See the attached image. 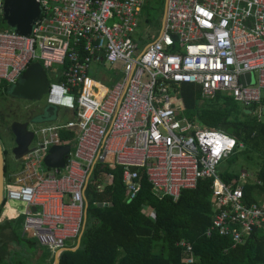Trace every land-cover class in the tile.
Instances as JSON below:
<instances>
[{
	"label": "built area",
	"instance_id": "2783aa9c",
	"mask_svg": "<svg viewBox=\"0 0 264 264\" xmlns=\"http://www.w3.org/2000/svg\"><path fill=\"white\" fill-rule=\"evenodd\" d=\"M37 2L42 15L31 36L0 30V86L17 84L34 63L46 71L67 65L50 81L47 102L76 119L35 130L24 158L26 176L4 188L6 209L22 208L10 219L24 217L23 238L33 232L31 239L54 259L76 249L88 215L87 190L100 165L123 168L129 202L141 193L142 175L154 194L176 201L213 179L207 236L229 238L236 247L264 230V195L250 202L244 192L251 176L243 174L234 189L219 171L244 146L181 116L185 107L179 97L183 85H197L203 99L230 94L264 117V0H167L161 34L147 45L133 39L147 0ZM63 130L76 134L69 141L74 148L62 172L46 173L44 159L51 148L63 146ZM102 175L101 190L113 183L111 175ZM178 246L183 264H197L192 243Z\"/></svg>",
	"mask_w": 264,
	"mask_h": 264
},
{
	"label": "trees",
	"instance_id": "16d2710c",
	"mask_svg": "<svg viewBox=\"0 0 264 264\" xmlns=\"http://www.w3.org/2000/svg\"><path fill=\"white\" fill-rule=\"evenodd\" d=\"M161 1L158 0L160 4L154 26L158 30L164 15V3ZM5 27L8 28L4 22H0V29ZM140 29H144L142 24ZM66 69L67 65L60 66V72ZM180 96L189 121L209 130L224 132L239 144H244V150H238L225 160L229 166L235 165L242 154L260 158L261 164L254 179L251 178L244 187L246 199L255 202L264 195V122L245 114L243 107L230 96L218 93L212 100H203L201 88L197 85H183ZM61 134L64 144L75 137L74 133H67L66 130ZM5 170L7 174V166ZM101 172L111 175L113 183L98 192L92 189L89 192L90 187L87 190L88 223L81 246L77 251L65 252L60 264H183V249L178 246L183 240L192 243L197 264H264V230H256L244 244L236 247L229 238L207 236L214 216L213 179L202 180L196 190L184 191L176 201L154 194L147 177L142 175L141 193L129 202L123 182V168L104 169L100 165L92 180L96 181ZM220 174L227 186L238 188L240 174L231 173L229 168L220 169ZM258 182L262 185H258ZM95 203H106L107 206H97ZM4 207L5 204L0 208V213ZM147 211L154 213V218ZM23 223L24 218L0 222V231L9 228L14 238L22 244L25 241L18 236V230ZM25 243L34 246L27 256L35 254L40 246L35 240ZM18 255L15 252L7 253L0 247V264H28L29 257L20 258ZM41 260L42 264H54L49 251Z\"/></svg>",
	"mask_w": 264,
	"mask_h": 264
},
{
	"label": "water",
	"instance_id": "95a60500",
	"mask_svg": "<svg viewBox=\"0 0 264 264\" xmlns=\"http://www.w3.org/2000/svg\"><path fill=\"white\" fill-rule=\"evenodd\" d=\"M167 10V0L165 5L164 19ZM42 15L40 4L37 0H3V8L1 10L0 0V16L6 25L13 29L18 35L29 37L32 34L35 24L40 20ZM163 19V27H164ZM163 29V28H162ZM246 77L254 78L253 74ZM244 77V78H246ZM50 89V81L47 71L40 63L32 64L22 76L21 80L12 86L11 95L16 98L25 99L28 101H41L46 96ZM49 111H51L49 109ZM245 114L251 115L250 110H246ZM12 133L16 139V147L13 154L16 160L30 153V147L34 141L35 133L30 130L29 123L15 122L12 124ZM4 148L0 142V207L4 202V181H5V157ZM70 146H54L49 151L48 156L44 160V165L50 170H64L66 160L70 155ZM88 212V206H87ZM88 223L86 218L84 229L79 237L76 249H67V251H77L85 234ZM10 241L0 233V247L9 251ZM61 257L55 258L54 264H60Z\"/></svg>",
	"mask_w": 264,
	"mask_h": 264
},
{
	"label": "rangeland",
	"instance_id": "374dc122",
	"mask_svg": "<svg viewBox=\"0 0 264 264\" xmlns=\"http://www.w3.org/2000/svg\"><path fill=\"white\" fill-rule=\"evenodd\" d=\"M161 3H164V9L166 5V0H162ZM160 2L158 0H148L145 12L143 13V18L141 20V24L148 31V34L151 38L157 35L158 31L154 28L156 24V11L158 9ZM149 20V23H147ZM151 27V29H150ZM5 29H9L5 27ZM61 65H55L53 70H48V75H51V72H59ZM97 72H91V78L95 81H101L100 77H97ZM242 106V105H241ZM50 106L47 102V95L43 97L41 101H28L21 98H16L11 95V89L7 91L4 88H0V125L2 126V133L0 135V141L5 149V163L7 166V176L9 174L17 175L20 173L22 169V165L17 162L15 156L13 154V150L16 147V139L14 135L11 133L12 124L15 122L20 123H29L31 130H36L38 127H43L49 124H56V118L50 114L49 111ZM56 116L60 117V121L63 124L67 122L75 121V117H73L69 112H67L63 108H55ZM33 125V126H32ZM260 158L256 155H240L238 158V162L229 166L227 162H223L220 169L229 168L231 173L240 174L241 178L243 174H249L252 179L255 177V173L258 171L260 166ZM6 171V170H5ZM49 173V171H47ZM38 176H42V170L40 167L37 169ZM106 181L105 175L100 176L96 181L91 182L90 190H94L98 192L101 190L103 183ZM89 194V193H88ZM149 214V213H148ZM153 215V214H152ZM28 236L32 238L33 232H29ZM31 251V250H30ZM35 252V250H33ZM48 251L46 248L38 246L35 254L31 256H27L26 252H20L19 257L28 258V264H42L41 258L44 255H47Z\"/></svg>",
	"mask_w": 264,
	"mask_h": 264
},
{
	"label": "crops",
	"instance_id": "0c3cea01",
	"mask_svg": "<svg viewBox=\"0 0 264 264\" xmlns=\"http://www.w3.org/2000/svg\"><path fill=\"white\" fill-rule=\"evenodd\" d=\"M147 3H148V0H147V2H146V5H144V7L142 8V10H141V13H140V17H139V34H138V38H137V36L135 35L134 37H133V39H134V41L135 42H138L140 45H147V44H149V43H151V42H154L155 40H154V37L153 38H151L150 36H149V34H148V31H146L145 30V28L143 29V30H141L140 29V25H141V20H142V18H143V13H144V11H145V9H146V6H147ZM164 12H165V9H164ZM163 19H164V15H163ZM163 19H162V25H161V28H160V30H158V29H156L157 31H158V33H157V35L155 36V38H156V40L159 38V36H160V34H161V31H162V28H163ZM0 22H3L2 21V19L0 18ZM164 22H165V19H164ZM6 24V23H5ZM9 28V27H8ZM150 29H151V27H150ZM0 30H2V29H0ZM3 30H13V29H11V28H9V29H3ZM14 31V30H13ZM53 69H54V67H53ZM52 69V70H53ZM60 72V71H59ZM57 72H51V75H48V72H47V75H48V79H49V81H53V77H54V75L56 74ZM0 88H4L5 90L6 89H11L12 88V86L10 87V86H0ZM201 88V87H200ZM7 91V90H6ZM202 91V90H201ZM180 93H181V88H180ZM180 93H179V97H181L180 96ZM221 94H223V93H221ZM224 96H230V97H232L233 98V96H231L230 94H223ZM201 98L203 99V97H202V93H201ZM182 99V98H181ZM214 99V98H213ZM234 99V98H233ZM183 100V99H182ZM203 100H205V101H208V100H212V99H203ZM183 103H184V101H183ZM241 105V104H240ZM184 107H185V110H186V106H185V103H184ZM243 107V106H242ZM50 110H54L53 112H50V114L52 115V116H54V118H56V121H57V123L56 124H49V125H46V126H43V127H47V126H61V125H65V124H63V123H61V121H60V117L59 116H56V111H55V108H53V107H50L49 108ZM243 109H244V111H246V109L243 107ZM251 112H252V114L250 115V116H254V117H256L260 122H264V117H259L258 115H256V113H255V109L253 108V109H251L250 110ZM72 116H73V114L72 113H70ZM181 116H183V117H185L186 118V116H185V111L184 112H182L181 113ZM74 117V116H73ZM188 119V118H187ZM189 120V119H188ZM68 123V122H67ZM66 123V124H67ZM194 124H196V123H194ZM30 125V124H29ZM198 127H201V128H204V127H202V126H199L198 124H196ZM31 126V125H30ZM33 126V125H32ZM43 127H38V128H43ZM37 128V129H38ZM36 129V130H37ZM204 129H206V128H204ZM31 130V129H30ZM207 130H209V129H207ZM33 132L35 131V130H32ZM213 131V130H212ZM62 132V131H61ZM67 133L69 132V131H66ZM219 132H221V131H219ZM35 133V132H34ZM72 133H74V132H72ZM222 133H224V132H222ZM226 134V133H225ZM60 135H61V140H62V142H63V136H62V134L60 133ZM74 135H75V137L74 138H71V139H75L76 138V134L74 133ZM231 137V136H230ZM233 138V137H232ZM70 139V140H71ZM70 140H68V144H64L63 143V146H70L71 147V149H73L74 148V143L73 144H70L69 143V141ZM34 141H35V138H34ZM34 141H33V143H34ZM1 142V141H0ZM32 143V144H33ZM241 145H243L244 146V144H242V143H240ZM32 146V145H31ZM31 148V147H30ZM245 149V146H244V148H243V150ZM5 150V149H4ZM31 151V150H30ZM242 151V150H241ZM28 155V154H27ZM27 155H25L24 157H22L20 160H17V162H19L21 165H22V169H21V171H20V173L19 174H17V175H14V174H9V176H7V174H6V171H5V183H4V188H5V186L6 185H8V184H12V183H15V181H16V178H23V177H25L26 176V174H27V167H26V163L24 162V158L27 156ZM48 156V155H47ZM46 156V157H47ZM45 157V158H46ZM45 160V159H44ZM6 167V166H5ZM43 167H44V170H45V172L46 173H48L47 171H49V173H51V172H55L56 170H50V169H48L45 165H44V162H43ZM60 172H62L63 170H59ZM241 183H242V180H240V184H239V186L241 185ZM238 186V187H239ZM3 204H5V207H4V209H3V211L0 213V222H6V221H13L14 219H10V218H12L14 215H16L17 214V212H20V211H22V208L20 207V206H11V207H9L8 209H6V203H5V201L3 202ZM2 207V206H1ZM0 207V208H1ZM88 209H89V201H88ZM16 210V211H15ZM87 217H88V215H87ZM21 218H24V217H21ZM20 219V218H19ZM18 220V219H17ZM24 224V223H23ZM22 228H23V225H22V227H20L19 228V230H18V236L23 240V241H25V242H27L28 240H33V239H31V238H27V239H24L23 238V232H22ZM0 233L1 234H3L9 241H10V243H9V251H7V253H20V252H26V254L28 253V251L30 250V249H32L34 246L33 245H31V246H28V244L27 243H25V242H23L22 244L21 243H19L18 242V240L16 239V238H14V235L12 234L13 232L9 229V228H7L6 230H4V231H0ZM39 245V244H38ZM29 256H31L32 255V253H30V254H28ZM54 261H55V259H54ZM49 262V261H48Z\"/></svg>",
	"mask_w": 264,
	"mask_h": 264
},
{
	"label": "flooded vegetation",
	"instance_id": "af4514ba",
	"mask_svg": "<svg viewBox=\"0 0 264 264\" xmlns=\"http://www.w3.org/2000/svg\"><path fill=\"white\" fill-rule=\"evenodd\" d=\"M0 132L2 133V126L1 125H0ZM1 133H0V135H1ZM11 133H12V128H11Z\"/></svg>",
	"mask_w": 264,
	"mask_h": 264
},
{
	"label": "bare ground",
	"instance_id": "6f19581e",
	"mask_svg": "<svg viewBox=\"0 0 264 264\" xmlns=\"http://www.w3.org/2000/svg\"><path fill=\"white\" fill-rule=\"evenodd\" d=\"M97 87H100L99 85H97ZM101 88V87H100ZM101 93H104V91H102Z\"/></svg>",
	"mask_w": 264,
	"mask_h": 264
}]
</instances>
